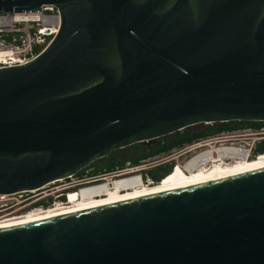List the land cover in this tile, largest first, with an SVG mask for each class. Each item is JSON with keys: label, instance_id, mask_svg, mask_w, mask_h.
<instances>
[{"label": "water", "instance_id": "water-1", "mask_svg": "<svg viewBox=\"0 0 264 264\" xmlns=\"http://www.w3.org/2000/svg\"><path fill=\"white\" fill-rule=\"evenodd\" d=\"M44 5L56 36L0 68V194L194 125L264 122V0H0V14ZM0 264H264V168L1 229Z\"/></svg>", "mask_w": 264, "mask_h": 264}, {"label": "built area", "instance_id": "built-area-1", "mask_svg": "<svg viewBox=\"0 0 264 264\" xmlns=\"http://www.w3.org/2000/svg\"><path fill=\"white\" fill-rule=\"evenodd\" d=\"M60 23L59 11L53 5L42 6L40 12L11 15L0 14V68L22 65L36 58L56 36ZM234 136L239 138L235 139ZM247 136V140H239L241 137ZM220 139L222 140L217 144L216 148L237 149L246 155L247 160H253L264 155L257 152L258 146L264 144V124L260 127L247 126L243 129L239 128L235 131L222 133ZM212 147L209 146L206 149ZM201 149L198 148L192 156L203 152ZM215 157L217 159V155ZM235 160V158H228L227 163ZM178 166L175 165L173 169ZM129 174L131 176H138L141 185L151 186L155 184L148 175H142L141 170L138 167H134L96 174L94 175L95 177L87 179L81 178L75 186L80 188L102 182L103 180L111 181ZM35 191L37 190L0 194V221L14 215L38 210L32 207L33 201L28 197V194ZM66 196H68V193L64 197Z\"/></svg>", "mask_w": 264, "mask_h": 264}, {"label": "bare ground", "instance_id": "bare-ground-1", "mask_svg": "<svg viewBox=\"0 0 264 264\" xmlns=\"http://www.w3.org/2000/svg\"><path fill=\"white\" fill-rule=\"evenodd\" d=\"M211 150L214 152L210 154ZM228 158L236 160L227 163ZM189 160L183 166L187 172L178 166L156 185H141L138 176L129 174L111 181L103 180L80 187L76 191L69 192L65 202L1 220L0 230L147 195L218 181L264 168V155L247 160L244 153L233 148H208Z\"/></svg>", "mask_w": 264, "mask_h": 264}, {"label": "flooded vegetation", "instance_id": "flooded-vegetation-1", "mask_svg": "<svg viewBox=\"0 0 264 264\" xmlns=\"http://www.w3.org/2000/svg\"><path fill=\"white\" fill-rule=\"evenodd\" d=\"M228 123L229 122L219 123V124L213 123L211 125L201 124L203 126H200V124H198V125H194L198 127H194V126H191V128L187 127L173 134L157 138L154 140L152 144L149 145H145L142 143L139 144V146H141L143 150L146 149V151L150 152L156 146L158 150L161 145H165L166 143H169L172 140L173 142L177 139H179L178 141H180V144H176L165 150H160V151L156 150L153 155L144 156L140 158L138 161H136V163L140 164L138 166H140L139 169L141 170V174L148 175L152 179L153 183L157 184L159 181L162 180L163 177L168 175L173 170V167L175 165H179L181 169H184L183 166L188 162L189 160L188 158H190L197 151L198 148H202L201 150H204L209 146L211 147L214 146L213 148H215L217 144L222 140L220 139L222 133L230 132L233 130L235 131L236 129L240 128L243 124L246 125L248 122H242V123L237 122L235 125L232 126L233 128L225 130L224 128L226 125L223 124H228ZM246 126H251V125H246ZM169 138L170 139L172 138V140L168 141ZM234 138L237 139L239 137L234 136ZM247 139L248 136L241 137L239 140L245 141ZM165 140H167L168 142H165ZM209 152L211 154L214 152V150H211ZM257 152L264 154V147L257 150ZM136 163L135 165H137ZM118 164L120 165V163ZM123 164L131 165V162L124 163L123 161L122 165ZM107 166L108 165L104 166L103 168H101V171L98 172L109 173L113 171V169L109 171L107 169ZM116 167L117 165H115L113 168ZM96 169L93 166L91 168V171L94 172ZM184 171L187 172L185 169Z\"/></svg>", "mask_w": 264, "mask_h": 264}, {"label": "rangeland", "instance_id": "rangeland-1", "mask_svg": "<svg viewBox=\"0 0 264 264\" xmlns=\"http://www.w3.org/2000/svg\"><path fill=\"white\" fill-rule=\"evenodd\" d=\"M236 123L237 122H229L228 124H223V125H226L225 127H232ZM200 126H203V125L200 124ZM214 126H217V125H214ZM194 127H198V126H194ZM208 127H210V126H208ZM245 127H247V126H245L243 124L240 128L243 129ZM169 140H172V138L171 139L169 138L168 141ZM168 141L165 140V142H168ZM156 150H157V146L155 148H153L152 151L148 152V151H146V149L143 150L141 148V146H139V144H136V145L129 146L128 148L126 147L124 149L113 151V152L109 153L106 157L90 164L84 170L77 173L78 175L76 174V176H74L72 178L53 182L51 184H48L47 186H45L44 188H42L40 190H37L33 193L28 194V197H30V200L33 201L32 207L36 208V209H46V208L52 207V205H54V204L56 205L58 203L65 202V198H66V197H64L65 194L78 190L79 187L75 186V184L81 178L87 179V178L93 177L94 173L101 171V168H103L106 165H108V167L111 166L112 168L115 165H117L116 168H113V171L114 170L119 171V170H123V169H127V168L128 169L134 168V167L140 168V166H138L140 164L136 163V161H138L140 158H142L144 156L153 155ZM123 161H124V163L125 162H131V165H129V164H123L122 165ZM118 163H120V165ZM135 163L137 165H135ZM93 166L95 167V169L97 168L94 172L91 171V168ZM96 166H98V167H96ZM96 174H104V173L98 172ZM76 187H78V188H76Z\"/></svg>", "mask_w": 264, "mask_h": 264}, {"label": "trees", "instance_id": "trees-1", "mask_svg": "<svg viewBox=\"0 0 264 264\" xmlns=\"http://www.w3.org/2000/svg\"><path fill=\"white\" fill-rule=\"evenodd\" d=\"M264 123H247L246 125H251V126H254V127H260L261 125H263ZM245 125V126H246ZM230 128H233V127H225L224 129L225 130H228ZM179 139L175 140L174 142L171 141L170 143H166L165 145H161L160 148L157 150V151H160V150H165V149H168L176 144H180V141H178ZM178 141V142H177ZM264 147V144L263 145H260L258 146L257 150H259L260 148ZM107 169L110 171L112 170L113 168L111 166H107ZM98 173V172H96ZM96 173H94V175H96ZM78 175V174H77Z\"/></svg>", "mask_w": 264, "mask_h": 264}]
</instances>
